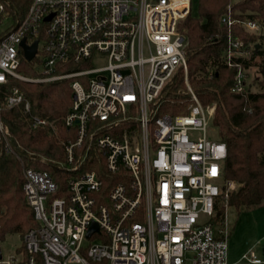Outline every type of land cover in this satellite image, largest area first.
<instances>
[{
	"label": "built area",
	"instance_id": "1",
	"mask_svg": "<svg viewBox=\"0 0 264 264\" xmlns=\"http://www.w3.org/2000/svg\"><path fill=\"white\" fill-rule=\"evenodd\" d=\"M9 6L0 0V16L14 21ZM192 8V0H32L1 36L0 154L21 158L4 111L31 113L15 81L72 80L65 126L74 137L63 161L37 159L56 178L22 161L37 227L17 257L6 258L0 241V264H230L227 207L237 186L224 176L228 148L213 126L216 108L189 83L178 25ZM220 23L227 30L223 62L236 69L231 92L245 94L263 80L264 23L237 17L231 6ZM236 28L258 40L245 43ZM24 40L38 42L32 61ZM34 60L36 77L20 72L23 61ZM98 61L107 64L95 67ZM65 66L79 68L58 73ZM180 69L188 113L159 115L162 91ZM31 121L34 129L46 125ZM95 224L99 232L88 237ZM248 261L264 264L253 251Z\"/></svg>",
	"mask_w": 264,
	"mask_h": 264
},
{
	"label": "trees",
	"instance_id": "2",
	"mask_svg": "<svg viewBox=\"0 0 264 264\" xmlns=\"http://www.w3.org/2000/svg\"><path fill=\"white\" fill-rule=\"evenodd\" d=\"M10 6L5 12L22 20L32 0H6ZM232 7L237 17L256 19L264 23V0H199L198 15H190L178 25L185 38V53L189 68V83L204 105L215 106L213 126L218 138L228 148L224 176L237 188L230 194L228 203L236 209L254 210L264 207V61L260 66L263 80L254 82L245 94H234L235 68L223 62L227 30L220 19ZM3 15L0 16V25ZM245 43H254L257 36L235 29ZM264 57V51L260 53ZM247 64V63H246ZM36 60L23 61L20 72L36 77ZM65 66L58 73L71 69ZM72 80L33 84L15 81L14 84L31 104V113L25 115L20 107L7 109L4 117L11 128L12 141L20 159L0 154V241L19 235L23 240L29 230L37 227L34 214L24 190L21 162L35 169L48 171L56 178L50 165H42L38 158L53 163L65 158V145L74 133L65 126V117L72 106ZM159 115L188 113L190 96L183 70H178L167 83L159 98ZM31 116L46 121V125L32 127ZM36 161V162H34ZM91 167L89 170H94ZM109 177L105 168L99 170ZM58 180V179H57ZM110 186L106 187L108 190ZM24 246V243L23 245ZM23 248V247H22Z\"/></svg>",
	"mask_w": 264,
	"mask_h": 264
},
{
	"label": "rangeland",
	"instance_id": "3",
	"mask_svg": "<svg viewBox=\"0 0 264 264\" xmlns=\"http://www.w3.org/2000/svg\"><path fill=\"white\" fill-rule=\"evenodd\" d=\"M240 1L242 0H232V3L236 4ZM192 2V14L193 16H197L199 0H192ZM13 23L14 21L12 18L3 15V21L0 25V38L11 28ZM106 64L107 61H98L94 63V66L101 67ZM38 68L39 67H36V69ZM254 71L255 69L251 72ZM21 165L23 170V162H21ZM227 214L230 224V237L228 240L229 262L234 259L240 261L241 264H248V256L252 251L255 252L260 259L264 260V207L246 210L229 206L227 207ZM23 242L24 240L19 235L8 236L2 243L4 256L6 258L17 257L22 250Z\"/></svg>",
	"mask_w": 264,
	"mask_h": 264
},
{
	"label": "water",
	"instance_id": "4",
	"mask_svg": "<svg viewBox=\"0 0 264 264\" xmlns=\"http://www.w3.org/2000/svg\"><path fill=\"white\" fill-rule=\"evenodd\" d=\"M51 17H48L47 20H50ZM21 46L24 49V56L27 61H32L37 54V48H38V42L34 43L32 46H27L25 40L22 42ZM99 232L98 226L95 224L91 227L88 237H90L92 234Z\"/></svg>",
	"mask_w": 264,
	"mask_h": 264
},
{
	"label": "crops",
	"instance_id": "5",
	"mask_svg": "<svg viewBox=\"0 0 264 264\" xmlns=\"http://www.w3.org/2000/svg\"><path fill=\"white\" fill-rule=\"evenodd\" d=\"M230 264H241L240 261L238 260H232L231 262H229ZM249 264V263H248Z\"/></svg>",
	"mask_w": 264,
	"mask_h": 264
}]
</instances>
